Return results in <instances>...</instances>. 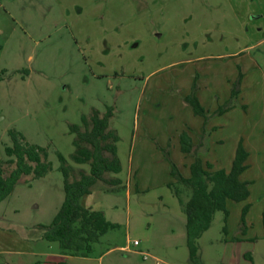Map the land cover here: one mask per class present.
Here are the masks:
<instances>
[{
  "label": "rangeland",
  "instance_id": "obj_1",
  "mask_svg": "<svg viewBox=\"0 0 264 264\" xmlns=\"http://www.w3.org/2000/svg\"><path fill=\"white\" fill-rule=\"evenodd\" d=\"M195 83L209 114L232 107L208 120L220 127L207 130L213 150L199 156L230 170L243 139L251 196L230 201L227 220L215 215L192 261L185 211L165 184L168 153L190 175L175 137L202 119L185 102ZM108 107L123 168L108 177L132 187L129 196L95 187L93 206L118 227L90 257L119 247L129 251L114 249L102 264H264V0H0V162L16 131L47 149L53 167L44 178L24 177L0 203V250L37 248L40 226H50L65 201L60 156L89 170L72 160L70 127Z\"/></svg>",
  "mask_w": 264,
  "mask_h": 264
},
{
  "label": "trees",
  "instance_id": "obj_2",
  "mask_svg": "<svg viewBox=\"0 0 264 264\" xmlns=\"http://www.w3.org/2000/svg\"><path fill=\"white\" fill-rule=\"evenodd\" d=\"M243 74L232 89V98H237ZM197 117L205 120L204 133L200 144H195L188 130L180 134L181 152L191 155L194 162L190 166V177H185L178 166L172 163L171 176L174 182L168 184L173 194L183 207L186 217V231L190 258L198 259V240L212 226L215 215L223 212L226 220L230 215L228 203H241L250 196L248 181L242 180V175L250 168L248 162L250 152L240 140L232 167L215 169L210 162H205L200 156V150L209 151L206 140L207 122L213 116H222L232 107H221L212 115L202 105L197 85L185 97ZM114 108L108 107L105 113L93 109L90 115L82 117L81 125L70 127L74 135L75 148L73 162L78 166H88L89 170L75 169L68 161L60 156V171L64 177L65 201L59 210L54 222L50 226H40L44 231V239L51 243H58L65 255L90 257L94 246L102 242V238L117 225L106 218L104 212L93 211L82 205V200L94 192L99 183L109 186V192H121L122 182L118 178L108 175H118L122 172V163L118 156V142L120 137L111 129V120L114 118ZM13 145L6 147L7 160L0 162V203L12 195L17 185L24 177L38 180L46 177L53 169L47 149L29 143L24 136L11 131ZM167 158L171 161L170 154ZM186 190L192 192L188 201L184 200ZM250 207L246 206L242 214L243 232H246V216ZM227 232V228H224Z\"/></svg>",
  "mask_w": 264,
  "mask_h": 264
},
{
  "label": "crops",
  "instance_id": "obj_3",
  "mask_svg": "<svg viewBox=\"0 0 264 264\" xmlns=\"http://www.w3.org/2000/svg\"><path fill=\"white\" fill-rule=\"evenodd\" d=\"M198 97H199L201 103H203L201 94H198ZM200 118H202V117H200ZM204 122H205V120H204V118H202L199 120L198 124H196L195 126L189 125L185 129V130L189 131V133H190L191 137L193 138V141L195 144L198 143L196 140L197 136L200 135L202 130L204 129ZM212 123L213 122H209V124L207 125V128H206L207 130H212L215 128L218 129L220 127V126L212 125ZM181 133H182L181 131L177 132L176 133L177 136L175 137V148L177 149L179 146L180 151H181V146H180V140L178 141V139H179ZM213 146H214L213 142L211 141L210 142L211 150H213ZM188 156L189 155L183 154V156L181 157V161L183 163V166L189 165V170H190V166L194 162V159L193 158L191 159ZM171 160L174 164H176L174 162L173 158ZM170 165H171V169L169 170V174H170L171 179L169 178V180L166 182L165 185H168V184L174 182V179L171 176L172 164L170 163ZM178 168L180 169V166H178ZM180 171H181V169H180ZM181 173L183 174L182 171H181ZM183 175L187 178L190 177V175H185V174H183ZM102 184H104V183H102ZM131 187H132L131 183L129 184V182H128V184L125 185L122 182V188H124V190H127L128 196L131 194ZM109 189H111V188H105V187H104V189L101 188V190L106 191V192H109ZM94 196H95V193L93 192L91 195L85 197L82 200V205L87 209H91L93 211H100L98 209H95V207L93 206L94 200H95ZM228 208H229V203H228ZM101 212H103V211H101ZM247 229H248V227H247ZM43 232L40 235L36 236L37 242H40L38 244L37 248L34 249L33 246H31V247L28 246L26 249H19V248H11V249H6V250L2 249V250H0V258L6 257L7 264H102L103 257L114 249H119L120 251H124V252L129 251V249H127V248H119V247L112 248V249L108 250L107 252L103 253L98 258L93 257V256H91V257H77V256L65 255L61 251L60 245H59V247H57L55 245L58 243H51V242H48L44 239V233ZM29 236H30V234L28 236L26 235V238L30 239V241L27 240V242H35L34 238L33 237L29 238ZM135 241H137V240H135ZM28 257L30 259L26 260V258H28ZM31 260H35V261L32 262Z\"/></svg>",
  "mask_w": 264,
  "mask_h": 264
},
{
  "label": "built area",
  "instance_id": "obj_4",
  "mask_svg": "<svg viewBox=\"0 0 264 264\" xmlns=\"http://www.w3.org/2000/svg\"><path fill=\"white\" fill-rule=\"evenodd\" d=\"M133 245H134L135 247H138V246H140V242H139V241H134V242H133ZM145 259H147V255H145Z\"/></svg>",
  "mask_w": 264,
  "mask_h": 264
}]
</instances>
